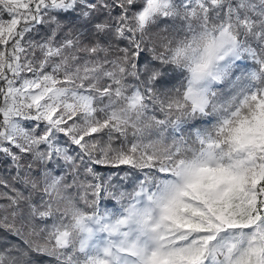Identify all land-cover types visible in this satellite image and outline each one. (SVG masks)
Here are the masks:
<instances>
[{
    "label": "snow or ice",
    "instance_id": "obj_1",
    "mask_svg": "<svg viewBox=\"0 0 264 264\" xmlns=\"http://www.w3.org/2000/svg\"><path fill=\"white\" fill-rule=\"evenodd\" d=\"M0 264H264V0H0Z\"/></svg>",
    "mask_w": 264,
    "mask_h": 264
},
{
    "label": "trees",
    "instance_id": "obj_2",
    "mask_svg": "<svg viewBox=\"0 0 264 264\" xmlns=\"http://www.w3.org/2000/svg\"><path fill=\"white\" fill-rule=\"evenodd\" d=\"M167 22L161 21L155 27L163 28ZM150 57L145 56V62ZM254 69V64L251 60H247L244 63H238L235 65L228 77L219 85L212 88V92L215 93V99L220 104H228L233 98H240L246 92L250 91L254 86L251 80V72ZM163 76L158 80L157 87L161 90L174 88L180 85L185 80V71L176 68L175 66H168L162 70ZM216 122L214 115L200 117L189 121L182 127L187 132H195L197 130L210 129ZM102 208L107 211H112L113 214H117L119 207L114 201L105 200L102 202Z\"/></svg>",
    "mask_w": 264,
    "mask_h": 264
},
{
    "label": "rangeland",
    "instance_id": "obj_3",
    "mask_svg": "<svg viewBox=\"0 0 264 264\" xmlns=\"http://www.w3.org/2000/svg\"><path fill=\"white\" fill-rule=\"evenodd\" d=\"M247 60L248 59H245L243 57L239 60H235L233 58H228L224 62H222L220 65L221 72H222L221 80L220 81H212L211 83L208 84V87L211 90V92H212L213 87L219 86L228 77V75L231 73V71L233 70V68L235 67L236 64L244 63ZM119 211H120V209L118 210V213H119ZM110 212L113 213L112 211H110Z\"/></svg>",
    "mask_w": 264,
    "mask_h": 264
},
{
    "label": "clouds",
    "instance_id": "obj_4",
    "mask_svg": "<svg viewBox=\"0 0 264 264\" xmlns=\"http://www.w3.org/2000/svg\"><path fill=\"white\" fill-rule=\"evenodd\" d=\"M174 66L177 67L178 69L185 71L187 75L189 76L191 75V71L189 70V67L186 63H182V64L174 65Z\"/></svg>",
    "mask_w": 264,
    "mask_h": 264
}]
</instances>
